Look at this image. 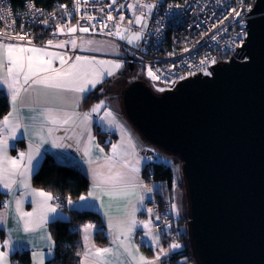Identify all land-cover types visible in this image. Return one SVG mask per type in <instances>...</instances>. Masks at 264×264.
Masks as SVG:
<instances>
[{
  "label": "crops",
  "instance_id": "1",
  "mask_svg": "<svg viewBox=\"0 0 264 264\" xmlns=\"http://www.w3.org/2000/svg\"><path fill=\"white\" fill-rule=\"evenodd\" d=\"M102 37L85 36L75 48L71 44L72 40L62 42L65 44L63 48L45 46L36 41L24 46L0 41V61L5 64L4 68H0V77H3L7 70L5 46L9 44L19 47H42L49 52L58 53L67 61L64 69L74 63L76 57L95 58L97 61H112L122 65L113 76L105 74L103 82L98 83L91 91L77 93L66 89L34 86L27 93H21L15 106L12 104L11 91L7 85L0 82V129H3L0 131V139L8 138L6 148L0 151V169L9 167L8 158L19 160L20 153H25L21 171L25 167L31 168L27 176H13L15 182L10 188L5 189L0 184V191L6 195V200L0 208V217L3 218L0 222V232L3 233L0 251L7 253V264H15L13 254L22 250L30 252L32 264H40L41 259L47 264L48 259L55 255V239L49 224L58 218L70 219L71 209L91 210L97 214L96 220L103 225L106 236L105 241L98 243L95 236L98 227L94 226L85 233L83 228L88 224L81 225L83 254L78 264H139L141 256L152 264H173L172 254L181 252L185 246L179 237L167 239L165 230L153 229L152 223L149 228L142 226V223L151 221L147 204L154 197L153 190L143 176L144 166L153 161L150 156L151 145L137 134L123 111L121 99L119 103L114 102L104 94L91 102L88 100L96 90L110 89L117 81H125L127 77L124 72L128 64L124 62L121 47L109 42L112 48L108 49V41L104 39L107 37ZM44 59L47 60L48 57ZM52 67L61 69L60 60L54 59ZM27 87L25 85V88ZM110 92L107 90L104 93ZM101 101L104 102V107L99 112H92V108ZM49 109L59 119H63L65 113L71 114L72 119L68 123H47L44 113ZM105 111H111L118 123H109L111 118L101 120L100 117L104 116ZM85 113L89 114L88 120L84 119ZM5 117L15 118L20 125L15 139L12 138L10 129L3 128ZM96 126L104 132L101 135L103 137L98 136ZM22 141L23 146L19 145ZM113 145L118 146L116 153L112 151ZM14 148L17 149L14 151ZM29 154L33 157L30 166L27 163ZM48 155L62 164L75 165L90 181L86 193L72 200L69 208L60 203L54 193L33 183L34 174ZM133 167L139 171H133ZM117 173L123 178L115 181L110 179L116 177ZM24 183H27L28 187H24ZM41 191L53 196L48 203L56 208V212L47 214V223L25 232L24 224L28 217L21 219V216L38 208L42 200L38 193ZM82 197L85 199H81ZM133 218L136 224L128 233L126 228ZM168 226L170 225H167V228ZM178 226L181 231H185V226L180 221ZM86 235L87 240L84 239ZM49 236L51 240L48 239ZM5 240H10L12 246H6ZM174 243L181 247L172 249L171 245ZM103 248H111L112 252L95 255L96 249ZM164 252H167V256ZM177 260L179 264H193L185 255H179Z\"/></svg>",
  "mask_w": 264,
  "mask_h": 264
},
{
  "label": "water",
  "instance_id": "2",
  "mask_svg": "<svg viewBox=\"0 0 264 264\" xmlns=\"http://www.w3.org/2000/svg\"><path fill=\"white\" fill-rule=\"evenodd\" d=\"M247 26L246 60L159 92L138 77L122 93L141 137L182 160L197 264H264V0Z\"/></svg>",
  "mask_w": 264,
  "mask_h": 264
},
{
  "label": "built area",
  "instance_id": "3",
  "mask_svg": "<svg viewBox=\"0 0 264 264\" xmlns=\"http://www.w3.org/2000/svg\"><path fill=\"white\" fill-rule=\"evenodd\" d=\"M255 2L79 0L77 3V0H56L42 5L37 0H24L22 5H16L13 0H0V41L23 46L36 41L56 46L69 40H75L78 45L85 36L107 37L122 47L124 62L143 70L151 68L164 87L170 88L192 75L211 74L213 61L248 58V55L243 56L241 47L246 42L248 18ZM109 16L113 19L109 20ZM138 16L143 18V28L134 22ZM70 27H76L77 31L68 32ZM81 27L88 31H79ZM124 27L141 34L135 45L116 35L117 30ZM57 199L66 204L62 197ZM147 212L153 229L165 230L167 239L180 238L181 230L171 201L162 204L154 196L147 204ZM85 223L98 226L93 217L87 218ZM167 225L170 226L167 228ZM2 238L0 232V243ZM172 260L173 264H179L177 259Z\"/></svg>",
  "mask_w": 264,
  "mask_h": 264
},
{
  "label": "snow or ice",
  "instance_id": "4",
  "mask_svg": "<svg viewBox=\"0 0 264 264\" xmlns=\"http://www.w3.org/2000/svg\"><path fill=\"white\" fill-rule=\"evenodd\" d=\"M79 0H77V3ZM115 2V0H113ZM144 7L151 8L152 5H144ZM239 15V13H237ZM89 19H93L89 17ZM109 20L113 19L111 16L108 17ZM124 17H120V20H123ZM142 17H137L136 23H141ZM77 31L76 27L68 28V32L75 33ZM81 32H87L88 28L81 27L79 29ZM60 32L63 33L64 29L61 28ZM116 35L120 36L121 39H125L123 35L118 31ZM141 36L139 34H134L131 39H129V43H132L134 40H140ZM30 43V42H29ZM49 44L52 42L49 41ZM72 46L75 48L76 41H71ZM7 51V70L3 77H0V82L7 85V88L11 91V99L13 106L16 105L18 98L21 96V93H27L29 89L34 86H43L45 88H56V89H66L69 91L83 93L85 91H91L94 89L98 83H102L105 74L107 76H113L115 71L122 67L120 63L112 62V61H97L95 58H87V57H76L75 62L68 66L67 69H64L63 66L67 63L65 58L58 54L47 51L42 47H19L13 45H6ZM56 47L63 48L65 47L64 43H60L56 45ZM44 57H48V59H44ZM54 59H59L61 64V69H55L52 67V61ZM215 63V61H213ZM5 64L3 61H0V68H4ZM41 73H46V75H41ZM148 75L153 80H159L160 77L157 76L151 68L148 69ZM25 85L28 87L25 88ZM90 86V87H89ZM163 91V89H160ZM104 107V102L101 101L99 104L95 105L92 108V112H99L101 108ZM13 115V114H10ZM45 115V122L57 124V123H68L72 119V115L65 113L63 119H59L57 116L52 114V110H47ZM89 114H84V119L88 120ZM105 118H111L109 123H118L113 116L111 111H105L104 116L100 117L101 120ZM4 129H10L12 133V138L15 139V133L20 128V125L16 122V119H10L9 117H5L3 122ZM123 127V125H120ZM3 129H0L2 131ZM22 135V134H21ZM8 138L5 137L0 139V151H4L7 146ZM117 145L112 146L113 153L117 151ZM102 152L103 149H100ZM25 158V153H20V159H11L8 158L7 163L9 167L0 169V184L3 185L5 189L10 188L12 183L15 181L12 179L13 176L19 174L21 176H27L31 168L25 167L23 171H21V164ZM33 157L29 154L27 156V163L30 166ZM135 172H138L139 169L133 167L132 169ZM122 179V175L120 173L116 174V177H112L110 179L117 180ZM24 187H28L27 183H24ZM38 195L42 198L39 203L38 208L34 212L24 213L21 216V219L24 217H28L24 224V231L29 232L33 230V227H38L42 224L47 223V214L49 212L55 213L56 208L53 207L48 202L53 199V196L47 192H39ZM85 199V198H81ZM19 201L17 202V211H19ZM149 212L151 209L148 210ZM159 219V217H157ZM3 218L0 217V222H2ZM136 224V220L131 219L128 224L126 231L130 233L133 229V226ZM151 221L147 223H142L144 228H149ZM94 226L91 224L85 225L83 231L85 233L89 232ZM151 235V233H149ZM155 238V237H154ZM51 240V237H48ZM85 240L88 239L87 235L84 237ZM158 242V239H157ZM123 243V241L121 242ZM4 244L6 246H12V242L10 240H5ZM179 244H172V249L180 248ZM127 250V249H126ZM163 251V250H162ZM111 248H103L96 249L95 255L100 256L105 253H111ZM167 256V252L163 253ZM159 259V257H157ZM0 264H7V253L0 251ZM40 264H44L43 259L40 260ZM139 264H152L151 261H147L144 257H139Z\"/></svg>",
  "mask_w": 264,
  "mask_h": 264
},
{
  "label": "trees",
  "instance_id": "5",
  "mask_svg": "<svg viewBox=\"0 0 264 264\" xmlns=\"http://www.w3.org/2000/svg\"><path fill=\"white\" fill-rule=\"evenodd\" d=\"M16 5H22L24 0H13ZM56 0H37V3L42 5L52 4ZM134 68V69H133ZM131 68L130 65L125 66L124 74L130 78L136 73L138 67ZM142 69V68H140ZM95 92L89 96V102L98 99L94 96ZM96 132L98 136H101L104 132L100 130L99 126H96ZM19 145L23 146L24 142H20ZM17 148H14V151ZM163 151V150H162ZM165 153V152H164ZM167 154V153H166ZM170 155L174 158V161L182 164V160L178 155ZM33 176V183L40 188H46L50 192L54 193L57 197H62L63 202L68 204L72 200L86 193L90 186L88 176L75 165H69L66 163H60L52 156H46ZM143 176L145 181L150 186L156 196L162 204L167 201L172 202V192L175 188L176 177L175 167L165 162L151 161L144 166ZM185 187V183H184ZM6 200V195L0 191V208L3 206ZM67 206V207H68ZM69 208V207H68ZM189 215V214H188ZM93 217L96 220L97 214L91 210H78L71 209L70 219H55L49 224L53 238L55 239V255L48 259L47 264H78L83 254L81 228L87 218ZM180 222L181 219L178 218ZM189 216L186 218V224L189 223ZM97 223V231L95 236L97 241H105L103 225ZM180 238L185 243L181 252L172 254L171 259H178L179 255L190 256L191 259L196 261L195 254H193L192 244L190 243V234L188 227L186 231H180ZM15 264H32L31 255L29 251L22 250V252H15L13 254Z\"/></svg>",
  "mask_w": 264,
  "mask_h": 264
},
{
  "label": "rangeland",
  "instance_id": "6",
  "mask_svg": "<svg viewBox=\"0 0 264 264\" xmlns=\"http://www.w3.org/2000/svg\"><path fill=\"white\" fill-rule=\"evenodd\" d=\"M141 17V16H138ZM137 19V18H136ZM136 23V20L134 21ZM137 24V23H136ZM137 26L143 28L144 27V23H143V18L141 20V23L137 24ZM120 32L121 35H123L124 37H126L125 39H127V41H129V39L132 38V36L134 34H139L141 36V34L138 31H132L129 28L124 27L123 29H118L117 32ZM94 37V36H92ZM120 37V36H119ZM95 38H99L96 37ZM104 38V37H102ZM102 38H100V40H102ZM105 41L111 45H117L119 47H121L119 45V43L116 40H111V39H107L104 38ZM139 40H134L132 42V44H136ZM107 45L106 47L108 49L112 48L111 45ZM121 50L123 52V49L121 47ZM125 54V52H123V55ZM148 69L147 70H137L136 73L134 75H132L130 78L125 77V81H117V83L114 86H111L110 89L108 88H104L103 90H96L93 98L95 96L100 97L102 95H106L107 97H111L109 98L110 100L114 101V102H118L119 100L122 99V93L124 92L123 90L125 89V87L129 84L130 81L133 80H137L138 77L146 80L147 82H149V84L152 86L153 89H155L156 91H160V89H165L164 84L159 80H153L149 75H148ZM107 90L111 91L110 93H104L107 92ZM118 100V101H117ZM109 101V100H108ZM136 129V128H135ZM137 134L138 131L136 129ZM140 135V134H139ZM141 136V135H140ZM150 151H151V155L152 156V160L157 161V162H165L167 164H170L172 166L175 167V177H176V183H175V188L173 189L172 192V205H173V210L175 213V217L177 220L178 218L181 219V223L184 224L185 226V231L187 230L188 227V223L186 224V218L188 216V199H187V195H186V188L184 187V177L182 174V166L174 161V158H171L170 155H167L166 153H164L163 151H161L159 148L155 147L154 145H151V147L149 146ZM179 221V220H178ZM188 261H192L193 264H197L196 261H194L193 259H191V257L187 256Z\"/></svg>",
  "mask_w": 264,
  "mask_h": 264
}]
</instances>
